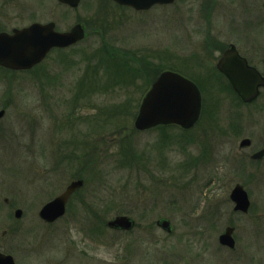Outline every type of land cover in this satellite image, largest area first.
Masks as SVG:
<instances>
[{"label": "rangeland", "instance_id": "1", "mask_svg": "<svg viewBox=\"0 0 264 264\" xmlns=\"http://www.w3.org/2000/svg\"><path fill=\"white\" fill-rule=\"evenodd\" d=\"M70 11L69 22L86 26L82 42L54 51L36 71L0 67V109H7L0 236L8 222L17 263L264 264V161L251 163L239 148L244 136L255 144L262 137L261 112L199 74L206 30L199 5L177 0L136 11L83 0ZM161 67L202 85L193 128L134 127L143 90ZM79 177L85 185L66 214L44 222L41 207ZM238 182L251 196L248 214L235 213L230 198ZM117 214L137 226L109 228ZM161 218L172 232L157 224ZM228 226L236 227L235 249L219 242Z\"/></svg>", "mask_w": 264, "mask_h": 264}, {"label": "flooded vegetation", "instance_id": "2", "mask_svg": "<svg viewBox=\"0 0 264 264\" xmlns=\"http://www.w3.org/2000/svg\"><path fill=\"white\" fill-rule=\"evenodd\" d=\"M53 1L0 0V34H13L15 30L25 29L37 23L44 25L53 23V29L59 32L72 30L78 22L76 20L69 22L72 17L70 10L76 7L61 0ZM111 1L120 7H125L115 0ZM176 1L154 4L149 10L158 5H171ZM195 2L200 7V18L202 17L206 28L204 32V48L199 50L200 54L197 59L199 62L197 65L200 67L198 69L199 74L200 71L207 72L204 78L212 76L214 78L212 86L218 91L233 94L234 97L236 96V101L253 107L255 114H257V111L264 114V84H260L258 93L254 98L245 101L235 89L230 78L231 74L249 77V85L254 82L256 76L254 74H259L264 78V0H195ZM60 5L65 8L60 10ZM62 10L63 12H61ZM80 42L67 47L51 48L42 61L27 69H14L1 64L0 67L13 72L28 73L36 71L46 65L47 59L54 51L70 48ZM200 62H208L210 65H201ZM199 86L200 89H203L201 84ZM261 114L259 113L260 121H263L261 125L263 130L262 137L255 144V138L250 134L244 136L239 144V148L246 150V155L251 157V163L259 162V164L264 161V154L259 155L264 149V118ZM239 116L242 117L243 115L239 114ZM217 130L220 131V128H217ZM244 139H249L248 144L242 145V140ZM246 191L250 198L249 191L247 189ZM77 192L71 195L68 204L72 196ZM5 201L8 203V198H5ZM251 205L252 202L250 200L249 209L242 211L236 210L234 204L235 213L248 214ZM234 228L236 231L235 226ZM11 242L7 222L0 236V255L8 256V254H11L15 258L13 253L10 252ZM5 264H8V261Z\"/></svg>", "mask_w": 264, "mask_h": 264}, {"label": "water", "instance_id": "3", "mask_svg": "<svg viewBox=\"0 0 264 264\" xmlns=\"http://www.w3.org/2000/svg\"><path fill=\"white\" fill-rule=\"evenodd\" d=\"M72 6H77L81 0H61ZM118 3L131 5L136 9H148L156 3H169L174 0H115ZM53 23L34 24L28 28L15 30L14 34H0V64L10 68H30L40 62L53 47H66L77 43L85 37V28L79 23L72 30L59 32L53 29ZM255 72V70H254ZM253 72V73H254ZM230 73V72H229ZM231 74V73H230ZM249 85V77L230 75L235 88L244 100H250L258 93L264 78L259 74ZM202 109V95L198 86L187 77L166 70L153 83L152 88L143 98L139 113L135 120L138 129H146L158 124L177 123L184 128L192 127L200 117ZM6 110L0 109V119ZM248 139L243 141L247 144ZM264 154V149L259 155ZM84 184L83 179L73 180L60 195L47 202L39 215L47 222H53L64 215L70 195ZM232 198L236 201L237 209L247 210L249 207L248 194L243 186L238 184ZM22 210L17 209L16 217L22 216ZM158 224L168 231H172L169 219L163 218ZM113 228L131 230L135 220L128 215H118L108 222ZM233 227H227L220 235V242L235 247ZM16 264L11 254L0 255V264Z\"/></svg>", "mask_w": 264, "mask_h": 264}, {"label": "trees", "instance_id": "4", "mask_svg": "<svg viewBox=\"0 0 264 264\" xmlns=\"http://www.w3.org/2000/svg\"><path fill=\"white\" fill-rule=\"evenodd\" d=\"M153 78H154V77H153ZM153 78H152V79H153ZM152 79H151V80H152ZM149 82H150V81H149ZM149 82H148V83H149Z\"/></svg>", "mask_w": 264, "mask_h": 264}]
</instances>
